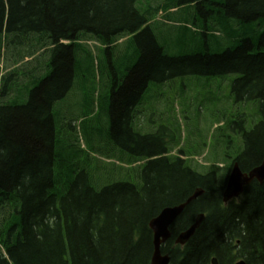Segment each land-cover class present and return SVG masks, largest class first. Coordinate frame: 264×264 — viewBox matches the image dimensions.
<instances>
[{
	"label": "trees",
	"instance_id": "trees-1",
	"mask_svg": "<svg viewBox=\"0 0 264 264\" xmlns=\"http://www.w3.org/2000/svg\"><path fill=\"white\" fill-rule=\"evenodd\" d=\"M141 1L0 0V58L11 53L16 67L6 75L0 72V264H151L150 222L198 190L204 193L172 225V238L163 247L170 264H213L214 259L217 264H264V184L255 180L239 199L224 203L234 164L249 173L264 162V0H167L146 8ZM204 7L211 14L201 28L204 38L211 22L212 32L238 44L222 53L166 55L150 24L153 17ZM128 36L139 47L138 59L113 73L108 101L107 141L121 169L117 182L97 191L73 153L65 152L73 145L57 138L54 110L74 86L83 45L96 41L110 49ZM45 51L51 54L46 77L42 63L31 68ZM229 75L237 76L235 102L257 105L260 118L252 127L253 114L229 113L218 127L228 132L205 156L207 164L196 160L202 155L181 149L173 154L180 141L166 130L135 131L151 84ZM32 76L40 78L22 91ZM201 214L195 235L177 245V237Z\"/></svg>",
	"mask_w": 264,
	"mask_h": 264
},
{
	"label": "rangeland",
	"instance_id": "rangeland-1",
	"mask_svg": "<svg viewBox=\"0 0 264 264\" xmlns=\"http://www.w3.org/2000/svg\"><path fill=\"white\" fill-rule=\"evenodd\" d=\"M166 1L141 2L146 8L165 4ZM210 16L206 7L202 11L184 8L169 11L168 16L153 20L152 27L164 53L172 57L206 52L222 53L235 47L237 40L212 32L211 22V32L204 38L201 28L205 26V19ZM233 24L238 26L237 21H233ZM83 48L77 53L74 86L68 96L55 106L56 131L57 138L66 142V146L73 145L65 152L73 153L79 169L87 171L94 189L101 191L107 185L117 182L115 173L121 169L118 157L111 156L114 149L110 147V141H107L110 139L108 101L115 78L113 73L118 67L126 69L125 67L132 66L138 59L139 47L135 39L128 36L110 49L102 48L96 41L87 42ZM48 54L46 51L39 52L36 57H40L41 62H36L31 67L35 70L43 64V68H46L44 77L51 73V54ZM31 60L33 59L27 61ZM25 65L28 63L19 65L18 68H24ZM15 68L11 53L5 52L0 58V72L6 75ZM236 77L190 76L169 81L164 85L151 84L134 120L135 131L156 134L159 130H166L172 138L180 141L177 148L172 147L175 151L173 154L181 149L187 154L209 156L222 144L223 132H228L226 128L218 127L222 125L220 122L226 121L229 113L235 116L242 113L253 114L255 122L251 123L252 127L259 121L257 105H240L235 102L232 86ZM36 78L40 77H29V85L21 87L22 91L27 87L32 89ZM23 83H26L25 79L21 80V84ZM116 149L121 153V150ZM196 160L202 165L208 163L206 157ZM224 172L221 169L220 184L225 180Z\"/></svg>",
	"mask_w": 264,
	"mask_h": 264
},
{
	"label": "water",
	"instance_id": "water-1",
	"mask_svg": "<svg viewBox=\"0 0 264 264\" xmlns=\"http://www.w3.org/2000/svg\"><path fill=\"white\" fill-rule=\"evenodd\" d=\"M258 181L264 184V162L261 166L253 169L249 174H244L238 164H235L228 178V182L224 192V202L228 203L234 198H238L244 192L245 186L253 181ZM203 194L202 190H198L185 203L171 208L164 209L156 218L150 222V228L154 234V254L151 264H170L169 255L162 253V247L172 237L171 227L176 220L182 215L184 210ZM204 215H200L196 223L191 226L186 232L179 235L176 243L179 245L187 244L195 235L197 229L200 227ZM217 264L216 260L213 262ZM238 264H245L240 262Z\"/></svg>",
	"mask_w": 264,
	"mask_h": 264
}]
</instances>
